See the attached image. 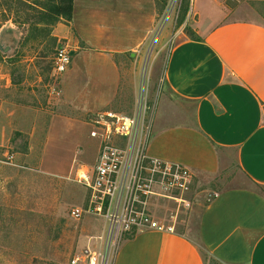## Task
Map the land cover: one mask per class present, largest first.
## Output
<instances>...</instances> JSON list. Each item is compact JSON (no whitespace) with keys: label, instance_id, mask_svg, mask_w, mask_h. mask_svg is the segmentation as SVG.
<instances>
[{"label":"rangeland","instance_id":"1","mask_svg":"<svg viewBox=\"0 0 264 264\" xmlns=\"http://www.w3.org/2000/svg\"><path fill=\"white\" fill-rule=\"evenodd\" d=\"M31 1L0 0V264H73L85 251L99 250L103 230L100 218L86 215L76 221L70 214L89 205L90 194L75 182V173L97 161L100 142L90 135L94 123L107 113L131 116L146 83L154 134L193 125V106L164 91L163 74L177 35L194 32L188 22L193 7V24L199 12L209 19L220 11L208 0H155V29L133 57L122 60L129 76L119 93L96 110L89 106L95 108L104 89L93 94L91 78L72 72L75 57L66 73L54 77V57L66 45L53 34L58 24L38 22ZM215 1L227 10V22L264 25V0ZM220 158L218 173L193 174L188 191L169 194L176 200L151 198L154 220L197 242L210 200L225 190L251 187L233 153L224 151ZM204 258L206 264H219L206 253Z\"/></svg>","mask_w":264,"mask_h":264},{"label":"crops","instance_id":"2","mask_svg":"<svg viewBox=\"0 0 264 264\" xmlns=\"http://www.w3.org/2000/svg\"><path fill=\"white\" fill-rule=\"evenodd\" d=\"M204 19L195 6L180 32L163 74L164 91L193 106V125L153 132L148 155L192 174L218 173L221 153H233L251 187L216 194L198 225V241L170 229L125 240L113 264H264V25L227 22V10ZM155 0H74L72 21L53 34L74 53L72 72H85L98 93L93 109L106 108L119 93L124 57L147 43L157 22ZM84 61V62H83ZM108 87L106 88L104 87ZM79 106V104H76Z\"/></svg>","mask_w":264,"mask_h":264},{"label":"built area","instance_id":"3","mask_svg":"<svg viewBox=\"0 0 264 264\" xmlns=\"http://www.w3.org/2000/svg\"><path fill=\"white\" fill-rule=\"evenodd\" d=\"M71 64L70 50H57L56 80ZM145 85L142 83L131 116L107 113L94 123L90 135L100 142L97 161L93 166H80L75 173V182L90 194L89 205L70 214L76 221L86 215L100 218L103 230L98 237L99 250L85 251L73 264H113L125 240L146 231L164 230L149 211L150 199H175L169 194L188 191L193 180L185 167L148 155L153 115Z\"/></svg>","mask_w":264,"mask_h":264},{"label":"trees","instance_id":"4","mask_svg":"<svg viewBox=\"0 0 264 264\" xmlns=\"http://www.w3.org/2000/svg\"><path fill=\"white\" fill-rule=\"evenodd\" d=\"M30 8L37 13L40 24L53 27L62 22L68 24L72 21L74 0H33L30 2ZM185 34L191 40H200L191 29L185 30Z\"/></svg>","mask_w":264,"mask_h":264},{"label":"water","instance_id":"5","mask_svg":"<svg viewBox=\"0 0 264 264\" xmlns=\"http://www.w3.org/2000/svg\"><path fill=\"white\" fill-rule=\"evenodd\" d=\"M74 56V53H71V57H73Z\"/></svg>","mask_w":264,"mask_h":264}]
</instances>
